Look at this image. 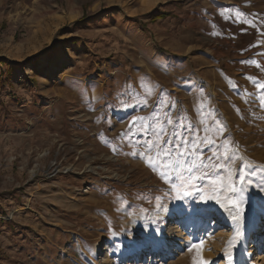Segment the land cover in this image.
Masks as SVG:
<instances>
[{
  "label": "rangeland",
  "instance_id": "obj_1",
  "mask_svg": "<svg viewBox=\"0 0 264 264\" xmlns=\"http://www.w3.org/2000/svg\"><path fill=\"white\" fill-rule=\"evenodd\" d=\"M261 84L264 0H0V264H199L204 246L224 264L227 190L182 182L177 152L145 141L162 127L166 149L208 166L194 176L225 165L221 183L264 167ZM256 171L240 206L262 210L245 249L261 242L264 264ZM169 226L152 252L145 228Z\"/></svg>",
  "mask_w": 264,
  "mask_h": 264
},
{
  "label": "snow or ice",
  "instance_id": "obj_2",
  "mask_svg": "<svg viewBox=\"0 0 264 264\" xmlns=\"http://www.w3.org/2000/svg\"><path fill=\"white\" fill-rule=\"evenodd\" d=\"M215 34V33H213ZM260 88L264 89V84L259 85ZM145 117H139L133 119V125L136 123H140L141 128L144 132L148 131V126L143 124V121L145 120ZM168 123H172L171 120L168 121ZM217 124H219V121H217ZM129 131H131V127L129 128ZM163 128L157 129L156 132L153 133L154 136L157 137L155 140H146L145 144L148 147V151L151 152L154 148L156 149L157 153L164 152L165 158H171V155L174 151L177 152V158L174 163V170H176V178L182 179V182H189L191 180H199L202 182L208 183L214 192H224L227 190V197L228 203H220L221 208H223L226 212H230L231 210H239L240 215H231V219L233 221L239 222L241 218H243L244 215V209L241 208V202L246 204V197L245 193L247 192L250 185L254 183V181L250 178L252 176L257 175L256 169H259L260 173H264V167L260 166H253L252 164H245L242 163L241 167L235 171H233L230 175L227 176L226 182L221 183L215 179V177H218L221 175V171H227V168L225 165H217V171L214 172H206L203 175L196 177L193 175L195 171H197L200 167H208L207 165H204L202 162L200 165H197L195 163L189 164L187 159H185V153L183 151H179L174 148H165V145L168 143L166 139L163 140V142H160L161 135L163 133ZM189 131H192V129H189ZM220 131H223L221 128ZM193 142L195 143V140L193 139ZM211 142V141H210ZM183 144V141H181V146ZM141 156L144 155V153L140 154ZM233 156H229L228 159H233ZM195 159V157H193ZM187 165V166H186ZM153 168L156 167L155 164H151ZM187 172V176H183V173ZM170 178V177H169ZM220 185L217 187V185ZM261 190H264V188H261ZM189 195V193H185V197ZM206 199H212L216 200L218 203L220 202V198L216 195H212L210 197H207ZM203 244V241H200L199 243L191 245L189 250L191 251L193 248H200ZM229 244L232 245L233 241L230 240ZM229 264H232L233 256L228 255ZM199 264H208L207 261L201 259Z\"/></svg>",
  "mask_w": 264,
  "mask_h": 264
},
{
  "label": "bare ground",
  "instance_id": "obj_3",
  "mask_svg": "<svg viewBox=\"0 0 264 264\" xmlns=\"http://www.w3.org/2000/svg\"><path fill=\"white\" fill-rule=\"evenodd\" d=\"M252 205L254 207L252 216L248 218V215H243V218H241L239 222L233 221L231 219V215H240L239 210H231V214L230 212H218L221 219L220 223L223 224V228H226L225 230H228L222 241L223 251L225 253L224 264H229V260L227 258L228 255L233 256L232 264H258L257 258L254 257L256 251L253 250L252 247L261 244V242H258L257 244L255 242V244H251L250 248L245 249L247 239L254 237L252 234L253 232L255 233L257 231L256 228L259 226L258 222L262 220L263 216V214H261L262 212H260L262 210L258 209L259 206L256 205L255 201H252ZM200 225L202 226V223ZM145 231L146 237H149L156 242L155 245H151L150 247L152 252L159 251L162 246H167L171 239L174 240L178 235V232L172 231L171 227L168 232V240L162 236V233L157 232V234H154L151 232L150 228H145ZM172 234H174V236H172ZM230 240L233 241L232 245L229 244ZM140 245L141 244H136L132 247V250L135 252V254L140 253ZM211 257V252L208 251V247L204 246L202 259L207 261Z\"/></svg>",
  "mask_w": 264,
  "mask_h": 264
},
{
  "label": "trees",
  "instance_id": "obj_4",
  "mask_svg": "<svg viewBox=\"0 0 264 264\" xmlns=\"http://www.w3.org/2000/svg\"><path fill=\"white\" fill-rule=\"evenodd\" d=\"M166 15H168L166 12L158 11L156 14H154V15L151 17L150 22H153V21H155V20H157V19H159V18H162V17H164V16H166ZM10 70H11V68H10ZM10 70H9V71H10Z\"/></svg>",
  "mask_w": 264,
  "mask_h": 264
}]
</instances>
